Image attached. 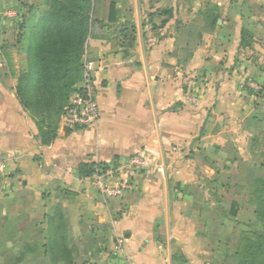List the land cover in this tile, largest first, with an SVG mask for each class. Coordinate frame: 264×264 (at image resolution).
Wrapping results in <instances>:
<instances>
[{
	"label": "crops",
	"instance_id": "obj_1",
	"mask_svg": "<svg viewBox=\"0 0 264 264\" xmlns=\"http://www.w3.org/2000/svg\"><path fill=\"white\" fill-rule=\"evenodd\" d=\"M30 1L0 0V198L24 206L25 215L36 207L42 217H53L94 254L100 248L101 263L174 264L166 250L182 223L175 201L204 200L202 181L215 183L213 162L226 164L221 148L242 146L256 122L255 95L222 71L221 52L210 41L218 29L219 39L240 42L242 28L264 39L255 30L264 25V0H110L118 11L116 24L106 27L111 37L118 25L131 23L135 38L124 48L110 40L86 42L100 118L68 130L60 114L44 143L15 92L21 57L15 41ZM110 1L96 16L105 24ZM209 10L218 15L216 28L200 31L194 50L185 52L179 43L184 28L204 25L202 13ZM134 156L146 166L120 197H101L93 174L77 175L79 165L114 171Z\"/></svg>",
	"mask_w": 264,
	"mask_h": 264
},
{
	"label": "rangeland",
	"instance_id": "obj_2",
	"mask_svg": "<svg viewBox=\"0 0 264 264\" xmlns=\"http://www.w3.org/2000/svg\"><path fill=\"white\" fill-rule=\"evenodd\" d=\"M109 1L94 0L93 16H99L100 4L104 8ZM203 30L201 23L184 28L179 43L185 52L194 50L198 42L194 35ZM255 30L264 34V25H256ZM188 31L191 36H187ZM217 32L218 29L210 42L221 52L219 66L227 76L242 82L247 94L255 95L256 122L249 124L253 133L241 138L242 146L232 150L221 148L218 155L226 164L213 162L215 166L211 168L215 175L212 180L215 183L202 181L204 200L186 196L175 201L181 211L182 223L176 231L173 247L165 249L167 255L168 252L174 254V264H239V260L247 255L248 246L257 241V235L263 229L252 214V193L254 182L264 178V39L255 37L240 45L237 40L219 39ZM21 64L20 57L19 69ZM23 207L0 198V264H104L98 261L100 248L95 249L97 254H94L88 242L82 245L71 233H66L58 255L54 256L45 246L47 233L44 229L39 230L45 224V218L36 207L25 215L21 213ZM101 241L109 244V239L99 238L97 242ZM103 253L105 257L111 256L108 251Z\"/></svg>",
	"mask_w": 264,
	"mask_h": 264
},
{
	"label": "trees",
	"instance_id": "obj_3",
	"mask_svg": "<svg viewBox=\"0 0 264 264\" xmlns=\"http://www.w3.org/2000/svg\"><path fill=\"white\" fill-rule=\"evenodd\" d=\"M23 8L15 41L22 63L16 74L15 92L21 107L32 115L39 130L37 137L44 143L45 137L53 136L57 118L71 95L79 91L87 40H110L113 46L129 47L135 38L134 27L131 23L118 25L116 36L111 37L106 27L116 24L118 14L113 1L109 3L106 24L93 16L94 0H31ZM212 11L202 13L206 17L204 30L212 31L217 26L218 15ZM200 35L196 31L194 36ZM254 39L252 32L242 28L240 45ZM107 169L104 164H82L77 175L86 177ZM254 188L252 214L263 229L239 264H264V178L256 180ZM44 218L49 224L45 246L56 256L66 233L61 224H54L53 217Z\"/></svg>",
	"mask_w": 264,
	"mask_h": 264
},
{
	"label": "built area",
	"instance_id": "obj_4",
	"mask_svg": "<svg viewBox=\"0 0 264 264\" xmlns=\"http://www.w3.org/2000/svg\"><path fill=\"white\" fill-rule=\"evenodd\" d=\"M94 62L86 56L82 60V81L79 91L75 92L62 110V126L68 130H79L96 125L100 109L96 100ZM146 166L138 156L130 157L114 171H96L92 180L101 197L109 199L122 196L132 187L133 178ZM4 163L0 161V173Z\"/></svg>",
	"mask_w": 264,
	"mask_h": 264
}]
</instances>
